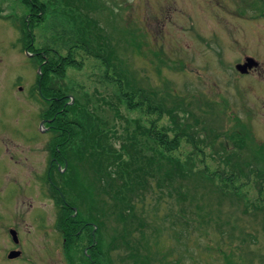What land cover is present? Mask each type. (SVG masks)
Masks as SVG:
<instances>
[{"label":"rangeland","instance_id":"1","mask_svg":"<svg viewBox=\"0 0 264 264\" xmlns=\"http://www.w3.org/2000/svg\"><path fill=\"white\" fill-rule=\"evenodd\" d=\"M62 1L70 4L68 0ZM85 3L94 10L90 11L92 19L94 16L102 25L95 32L114 34L117 40L122 38L121 27L126 36H129L127 29H130L133 32L129 36L130 42L137 45H133V49L132 45L125 48L126 41L119 40L117 54L120 61L117 66L112 61L113 67L89 56L95 54L93 50L88 54L76 53L74 63L66 67L65 75L51 79V84L63 91L57 92L70 94L71 103L74 97L83 99L86 96H106L116 101L118 89L117 92L124 95L125 105L128 96L140 107L130 110L118 101L121 113L129 118L141 117L146 125L150 117L146 113L148 105L129 91L139 85L145 88L148 98L155 89L154 95L163 97L165 101L167 97L162 94L167 91L173 94V98L180 96L177 103L195 113L189 121L202 140L197 142L202 151L196 149L195 144L184 142L174 152L179 161V156L191 160L195 157L197 162L192 166L202 168L199 160L204 159L213 166V170H219L220 153L223 158L227 156V160L251 161L256 167H264V0H94ZM62 7L65 12L54 9L46 20L34 24L31 43L27 24L23 22L26 34L24 42H20L21 34L15 25L21 23L27 7L20 0H0V264H11L5 261L7 255H4V250L12 244L10 227L18 230L33 252L32 261L16 260L12 264H66V261L68 264H82L79 251L83 246L75 249L76 241L65 238L61 244L59 227L51 226L57 222L59 214L55 201L49 196L62 194L61 185L57 186L61 184L57 175L61 181L66 180V187L62 185L63 193L69 197V193L78 195L83 192L82 187L89 183L90 176L98 185L99 173L90 164L93 172H85L84 164L74 161L72 152L67 154V164L57 155L50 154L55 135L53 118L50 112L42 113L45 108L42 104V65L46 62L42 51L53 48L66 54L68 46H62L59 41H73L80 32L81 37L85 34L83 29H74L67 15L69 8ZM8 14L14 16L13 20L5 17ZM114 27L116 32H113ZM48 55L52 57L51 53ZM247 57L254 58L258 64L254 65L255 69L251 68L252 71L239 72L237 65ZM116 70L128 75L132 88L116 81ZM102 106L104 119L114 123L116 108ZM80 116L87 124L92 121L90 113L80 112ZM163 117L160 124H170L171 116L164 114ZM241 124L250 129V135L244 137L247 141L240 135L245 131L240 128ZM78 143L79 140L75 144ZM116 144L118 147L119 143ZM226 144L227 150H224ZM82 154L84 158L88 151L83 149ZM243 169L249 170L245 165ZM192 170L195 172L194 168ZM223 170L229 171L227 167ZM175 177L180 181V189L186 184V179L191 188L184 190L188 191L180 195L182 199L179 202L170 199L171 194L166 188L161 190L157 187L155 190L154 181L151 182L154 185L152 189L147 187L144 190L143 200L134 197L137 213L134 221L140 218L147 226L145 235L141 236L146 239L138 245L142 251H151L147 258L154 259L157 264H168L169 261L174 264L175 260H181L179 264H228L225 259L231 250V254L235 251L236 256L232 258L233 264H264L261 214L257 217L254 210L250 214L234 211L229 197L207 192L194 181V176ZM261 180L253 172L242 175L239 182L249 190L250 198H256L259 192L257 185ZM235 185H239L236 180ZM261 186L264 189V181ZM107 188L111 190L112 186ZM16 194H19V199H15ZM176 194L173 190L172 195ZM79 196L85 198L84 194ZM21 200L24 202L19 203ZM79 201L71 198L68 202L74 207L73 215L84 208V202L80 205ZM108 201L110 204L114 202L109 198ZM99 205L98 215H101ZM111 210L116 213L115 206ZM197 212L205 214L204 218L208 220L198 231ZM111 218L106 219L107 222L103 219L104 231L117 235L114 214ZM42 221L46 222V230L38 229ZM152 224V233L148 234ZM243 228L249 230L242 232ZM205 230H208L205 235L198 234ZM219 230L224 232V236L219 234ZM232 232L241 237L250 232L256 237L247 236V240L236 238L230 244L229 234ZM57 235L59 241L55 243ZM87 241L83 242L84 245ZM145 244L146 247L143 246ZM111 245L113 247L108 253L114 262L128 252L125 245L120 250ZM58 246L63 247H59L61 253L64 251L62 258ZM69 252L75 254L70 259ZM91 259L87 264L95 262Z\"/></svg>","mask_w":264,"mask_h":264},{"label":"trees","instance_id":"2","mask_svg":"<svg viewBox=\"0 0 264 264\" xmlns=\"http://www.w3.org/2000/svg\"><path fill=\"white\" fill-rule=\"evenodd\" d=\"M20 1L27 7V11L21 16V23H16L15 25L21 34L20 42H24L26 34L22 26L23 22L27 24L31 43L34 24L46 20V16L55 10L65 12L66 10L63 11L64 8L62 5L69 8L67 15L73 23L74 29L80 31L83 29L85 31L82 37V32H80L78 38H73V41H59L62 46H68L66 54L53 48H46L45 51H42L44 52L42 57L46 62L42 65L43 79L41 80L42 96L44 98L42 104L43 107H45L42 109V113L47 114L50 112L49 115L53 118L52 131L55 135L52 141V150L50 148V151H52L51 155H57L64 164H67L69 158L67 154L69 153V155H71L72 152L74 161H82L81 163L84 164L83 168L85 172L92 170L89 167L90 164V166H94L99 173L98 185L96 179L90 176L89 183H85L82 187L83 192L78 195L77 193H69V197H66L64 195L65 193H63L62 185L66 187V180L61 181L57 175V180L61 183L57 186L60 187L61 185L60 190H62V194H51V198L59 207L58 227L63 237L69 241L75 240V249L83 246L79 251L81 255L79 260L82 264H87L88 261H92L91 257L95 261L93 264H157L154 259L147 258L150 256L151 251H142L138 246L142 240L146 239L141 236L145 235L146 232L144 230L147 226L144 225L140 218L134 221L137 216L135 199L138 198L140 201L143 200L145 196L144 190L147 187L152 189L153 184H151V182L154 181L155 190L157 187L161 190L166 188L168 193L171 194L170 199L174 198L179 202V199H182L180 195H184V193L188 191L184 190L186 188H191L189 186V180L186 179V184L180 189V181L175 177L178 175L194 176V181L202 185L207 192L218 193L219 196L229 197L234 205V211H242L243 213L250 214L252 210H254L253 214L257 217H260L261 214L264 223V189H262L261 186V183L264 181V167H256L251 161H241L239 159L227 160V156L223 158L220 156V153H218L220 161L217 166L220 168L219 170H213L211 168L213 166L209 165L204 159L199 160L203 167L196 168L192 166L194 162H197L195 157L191 160L179 156L180 161L175 157L174 152L178 150L184 142L193 143L196 149L202 151L197 145L198 141H202L201 138H199L200 135L196 132V129H192V123L189 121V117H195V113L190 112L187 107H182L177 103L181 100L179 98L180 96L175 95L173 98V94L163 91L162 95L167 97L165 101L163 97L157 98L154 95L156 90L153 89L147 98L145 88L139 85L132 88L133 84L130 82L128 75L121 72L122 70H116L114 73L116 81L122 83L126 88H132L133 90L129 91L130 94L144 100V103L148 105V111H146V113L150 117L155 116V118L149 117L146 126L142 123L141 117L129 118L121 113L118 103L116 102H122L124 105L125 102L122 99L124 95L117 92L118 89L116 91V101H114V99H108L106 96L94 98L86 96L83 99L74 97L71 103L72 97L70 94H61L57 92L63 91L51 84V79L53 77H63L65 75L66 67L74 63V55H76V53L81 54V52H84L88 54V52L93 50L92 52L95 54L89 56L101 59L109 65V67H113L112 61L115 62L117 66V63L120 61L117 54L119 40L122 39L126 41L127 44L125 48H127V45H132L131 47L133 49V45H137L135 42L134 44L130 42V33L133 34L130 29H127L129 31V36H126L124 28L121 27L119 32L122 38L117 40L114 34L104 35L103 33H98L97 30V32H95L94 30L98 27H102V25L98 23V19L94 16V20L92 19L90 11L94 10L85 3V1L94 0H68L70 4L62 0H56L57 2L52 1L50 3L46 0ZM5 17L12 20L14 18L13 15L9 14ZM84 28H87L88 31ZM113 32H116V27L113 28ZM135 41L138 40L135 39ZM139 52L141 51L139 50ZM49 53H51L52 57L48 55ZM123 69L125 70L124 66ZM44 100L51 102V104L49 105V103ZM126 100V108L130 110L140 108L137 104L133 103V99H128V96ZM102 105L116 108L114 123L104 119L102 114L105 109ZM80 112L90 113L92 115L90 124L82 120L83 118L80 116ZM164 114H169L173 119L169 118L170 124H160L161 120L165 118L163 117ZM184 118L186 121H183ZM118 126L119 128H117ZM246 127L243 124L240 125V128L245 129V131L240 134L245 141H247V139H244V137L246 138L247 135H250V129L248 126ZM246 129H248V131H246ZM77 140H79V143L75 144ZM117 142L119 143L118 147L116 146ZM226 146L227 144L224 146V150H227ZM86 147L91 148L87 149ZM83 149L88 151V155L84 158L82 156ZM222 164H224V166ZM243 165L247 166L249 170L243 169ZM226 167L229 171L223 170ZM193 168L195 172H193ZM256 168H259V170L256 171ZM253 172L257 177L262 179L257 185L259 192L256 198H250L247 194L249 190L246 186L242 187V183L239 182L242 175H250ZM94 177H96V174ZM210 180H212V182ZM235 180L239 185H235ZM94 181H96V183ZM108 185L112 186L111 190L107 188ZM100 187L103 193H101ZM91 188L92 190H89ZM173 190L176 191V195H172ZM80 194H84L85 198L80 197ZM135 196L136 198L134 199ZM71 198L75 201L80 200V205L84 202V208L77 210L76 215H73V205L68 203L71 202ZM108 198L110 201L113 199L114 202L110 204ZM99 202L100 205L98 204ZM108 204L111 205V208L108 207ZM98 205L101 206V215H98ZM113 206H115L116 213L111 210ZM197 207L200 208V206ZM179 210L183 212L182 209ZM197 213L199 215V227L196 231L200 229L203 222H208V220L204 218L205 214L201 212ZM113 214L117 225L115 228L118 229L115 230L118 231L117 235L107 234L104 231L105 228H103V219L105 221L108 218L112 219L111 217ZM83 215L85 217H83ZM87 219L93 220L96 223L90 222ZM188 220H190L189 217ZM133 223H136L135 226H133ZM95 225L97 228H95ZM152 229L153 224L149 227L148 234L150 232L152 233ZM247 229L249 230V228ZM247 229L243 228L242 232L248 231ZM218 232L220 235L224 236L222 230ZM206 233H208V230L199 232L198 234L205 235ZM108 235L111 236V239ZM247 236L256 237L250 232L242 234V237L232 232L229 234V243H234L235 239H240V237L242 240H247ZM86 239H88V241L84 245L83 242ZM106 239L109 241H106ZM88 243H92L93 245L91 246L92 248H89L87 251L86 246ZM111 243L117 247L118 250L125 245L128 250L127 254L118 257L117 261L114 262L110 253H108L113 247ZM106 246L108 250H106ZM143 246L146 247V244ZM219 250L227 254L223 249ZM73 255L75 254L69 252V259L70 256ZM234 255L235 251L231 254L230 250L227 259L224 258L225 261L228 264H233L234 259L232 258H236ZM157 258L161 259L162 257ZM238 260H240V257ZM179 261L175 260L174 264H179ZM169 262L168 264H171Z\"/></svg>","mask_w":264,"mask_h":264},{"label":"flooded vegetation","instance_id":"3","mask_svg":"<svg viewBox=\"0 0 264 264\" xmlns=\"http://www.w3.org/2000/svg\"><path fill=\"white\" fill-rule=\"evenodd\" d=\"M253 69H255V68H253ZM253 69H251L250 71H252ZM50 154H51V152H50ZM50 159H52V157H51V155H50ZM24 197V196H23ZM15 199H19V194H16L15 195ZM49 199L50 200H53L52 198H51V195L49 196ZM20 202H24V200H21V201H19V203ZM32 206V205H31ZM56 206H57V204H56ZM57 213L59 214V207L57 206ZM58 217H59V215H58ZM16 220V219H15ZM20 220H24V218L23 219H20ZM4 221H6V219H4ZM58 221H59V218L57 219V222L56 223H54V224H51V226H53L54 228H58ZM45 226H46V222H45V224H44V221H42L40 224H39V226H38V229H40V230H46V228H45ZM48 226V225H47ZM12 230H15L17 233H18V230L17 229H15V227H10L9 228V233H10V236H11V238H10V241L12 242V244L10 243L7 247L8 248H6V250H4L5 252H4V255L6 256L7 255V260H5L6 262H11V264L12 263H14L16 260H19V262H21V260H30V261H32V254H33V252L32 251H30L29 250V247L26 245V242H27V240L24 238V237H21L20 235H19V233H18V238H19V241L18 242H15L14 240H13V238H12V235H11V231ZM20 234H21V229H20ZM61 236V244L62 243H64V237H62V235H60ZM57 238H56V240H55V243H57L59 240H58V238H59V235H57L56 236ZM93 244L92 243H88L87 244V246H86V250H88L89 248H92L91 246H92ZM59 247L61 248L62 246H58L57 248L59 249ZM63 248V247H62ZM14 251H19L20 252V255L18 256V257H15V258H10L9 257V254L11 253V252H14ZM59 251H60V249H59ZM60 253H61V251H60ZM60 256H61V258H62V256H64V251H62V253L60 254ZM28 260V261H29ZM8 264H10V263H8ZM66 264H68V262L66 261Z\"/></svg>","mask_w":264,"mask_h":264},{"label":"water","instance_id":"4","mask_svg":"<svg viewBox=\"0 0 264 264\" xmlns=\"http://www.w3.org/2000/svg\"><path fill=\"white\" fill-rule=\"evenodd\" d=\"M256 64H258V62L254 58L247 57L245 63H240L237 65V69L239 70V72L245 73V72L249 71V69L253 68L254 65H256ZM40 70H41V68H40ZM11 234H12L14 240L16 242H18L17 232L15 230H12ZM19 255H20L19 251H14V252H11L9 254V257L15 258V257H18Z\"/></svg>","mask_w":264,"mask_h":264}]
</instances>
